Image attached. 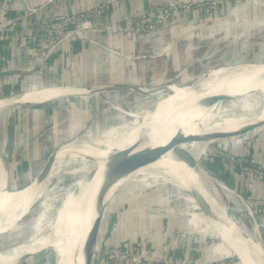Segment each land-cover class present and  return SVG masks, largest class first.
<instances>
[{
    "label": "rangeland",
    "instance_id": "1",
    "mask_svg": "<svg viewBox=\"0 0 264 264\" xmlns=\"http://www.w3.org/2000/svg\"><path fill=\"white\" fill-rule=\"evenodd\" d=\"M93 9L77 11L80 19H90L85 30L78 29V33H74L77 30L73 25L70 26L73 30L64 28L59 36L52 31L44 36L46 50L43 55H46L47 62L45 64V60H42L39 68L45 69L48 73L42 74L41 77L46 84L62 83L72 87L71 93L52 99V102L46 101V105L41 108V111L46 110L45 116L42 112L32 113L34 111L31 107L20 111L17 114L18 121L14 124L15 127H10V129L13 128L14 135L20 137L19 141L13 142V150L7 152L12 181L10 185L12 187L8 189L10 191L21 189L27 184L49 154L59 148V144L72 138V141L65 142L60 147L59 158L51 170L53 173L43 177L46 178L43 190L48 191V194L54 198L53 208L46 215L53 214L61 201L60 198L77 177L82 175L80 180L83 181L91 174L85 175L87 170L85 168L79 170V164L74 162L71 156L66 157L68 161L62 162L58 167V173L54 174L62 156L86 137L87 133L97 136L111 125L132 120L131 111L133 110L145 108V106H148L145 109L151 110L156 105L158 93L165 92L174 84L182 86L188 82L195 83L210 68L257 62L256 59L264 52V0L162 1L150 17L144 19L142 23L129 27L119 22H107L105 18L93 21L95 18ZM201 12L202 17L199 16ZM87 33L91 36L89 38L91 44L78 52H72L68 44L70 37L75 35L88 39ZM57 47L62 53L58 54L59 56L55 54ZM132 86H138V88L134 89ZM251 95L253 97L252 100L249 99V105L242 104V101L238 99L234 102L227 100L229 102L221 104L217 113L245 115L248 111L246 106H250L249 111L257 112L264 106V100H262L264 95L256 92H251ZM231 97L236 98V96ZM263 119L257 118L253 123H261ZM198 122L202 121L195 120L191 126L198 125ZM125 126L133 125L127 122ZM138 126L132 129L119 127L112 132L113 137L110 141L120 140L121 144L125 141L128 145L126 148L119 145L113 156L107 160V166L117 155L125 154L134 147H145L144 143L149 138L168 140L177 128L188 134L181 127L167 132H158ZM260 128L262 129L261 126L252 128L243 135L249 134L248 137H251L253 131L257 134ZM5 129L6 126L0 124V135L5 132ZM243 135L241 134L242 137ZM262 135L264 136V132L259 137L257 135L250 138L249 141H262ZM221 141L223 140L214 139L207 143L206 150L199 155V160L212 171L214 157L220 150L226 151L224 146L219 144ZM186 145L189 146L190 142ZM187 153L190 152L181 151L180 154L189 158ZM227 153L233 154L234 151H227ZM192 155L194 156V153ZM213 172L222 181L224 180V177L216 171ZM104 176L105 174L100 177L99 183L116 182V179L111 178L112 180L109 181ZM208 183L210 184V181ZM83 193L85 190L82 191ZM179 195L189 196L190 193L178 192L171 185L163 184L158 188L155 186L142 188L128 196L124 202H122L123 198L112 200L100 218L97 230L99 250L95 251L92 257L93 264H97L99 256L117 250L136 258L138 252L141 254L152 251L156 239L162 244L176 239L182 243L187 241L188 245L190 244L198 251L206 244L207 251H210L212 256L206 264H242L230 247L222 242L212 223L209 225L208 222L193 216L202 214V209L186 203ZM41 201L42 199L38 201L36 199L34 205L36 202L37 204L34 209L21 216L16 222L19 226L22 225L23 230L19 231V226L16 225L13 233L20 237L19 240H24L23 243L32 235H38L33 225L28 229L25 226L37 214V206ZM78 211L77 207L63 225L60 233L61 242L57 246L56 243L54 245V238L45 240L40 246L41 249L46 248L42 255L51 254L56 259V264H67V261L62 259L67 255L74 257L75 232L78 224V216L75 215ZM184 219H188L191 223L190 229L183 226ZM168 221L179 223L168 228L170 223ZM153 224L158 225V228H153ZM249 228V233L259 239L260 235L255 233L251 226ZM1 237L3 238H0V242L8 240L4 236ZM223 239L225 240L224 237ZM261 239L264 242L263 233ZM163 248H165L164 245ZM165 251L162 249L161 252ZM26 254L9 258L3 264H10L11 260H15L14 263L11 262L12 264H41L37 262L38 260L29 259ZM148 256L152 259H163L161 256ZM123 262L130 264V260H123ZM100 263L102 264L101 259ZM42 264L49 263L43 261Z\"/></svg>",
    "mask_w": 264,
    "mask_h": 264
},
{
    "label": "bare ground",
    "instance_id": "2",
    "mask_svg": "<svg viewBox=\"0 0 264 264\" xmlns=\"http://www.w3.org/2000/svg\"><path fill=\"white\" fill-rule=\"evenodd\" d=\"M260 68L261 65L259 62H246L235 66L227 64L218 66L214 69L210 68V70L208 72L206 71L207 73L195 83L188 82L182 86L174 84L170 89L165 90V92L158 93L159 95L156 105L151 110L145 109L146 107L148 108V106L133 110L131 111L133 117L132 120H125L122 123L111 125L97 136L87 133L86 137L82 138L74 148L68 150L62 156L54 174L58 173V167L60 164H62V162L66 163V161H68L66 157L70 156L74 158V162L79 164V170L85 168L87 169L85 175L86 173L91 174L84 178L83 181L80 180L82 175L77 177L75 181L73 180L74 182L71 183L69 189L60 198L61 205L57 209V212H55L58 216V220L53 226L47 228L44 226L47 217L46 213L53 208L54 198L48 194V191L45 192L43 190V183L46 179L43 177L45 175L48 177L53 173L51 170L59 158L60 147L65 142L72 141V138L59 144V148L55 147L57 155L54 162H52L48 173L38 179L33 187H27V184H25L21 189L6 191V189L0 185V238H3L1 236L8 238L6 242H0V264H3L4 261L9 258H16L29 251H34L35 247L33 246L31 248L27 244L32 239L36 242L34 245L39 247L45 240L54 238V245L56 243L57 246L61 242L60 233L63 225L77 207L79 211L77 230L75 232L76 241L74 257L72 258L71 255H67L62 257V259H65L67 264H85L88 251L95 252L99 250L97 245V230L100 222L99 220L98 223L94 225L96 226V244H93L92 246L89 245V249L86 251L83 246L87 236L90 234L96 217L95 212L90 216L89 214L86 216L84 213L86 201L93 197L98 189L104 188L105 185H109L99 183L100 177L103 176L106 169H108L106 168V162L113 156L119 145L124 146V148L128 145V142L125 141H122V144L119 142L120 140H116V142L110 141L113 137L112 132L119 127L127 129L136 128L138 126L137 124H139L138 127L140 128L142 127L147 130H155L158 132H167L176 127H181L184 128L185 132H188V134L205 135L212 132L228 133L232 136L222 139L223 146L228 148L234 143V141H239V139H234L233 134L248 128L250 124L256 125L253 123L255 119L261 117L264 118V106L262 107L261 105L262 108L257 112L249 111L250 106H246L248 111L245 115H241V113L240 115L218 114L217 110H220L219 108H221L220 106L222 102H215V99L220 94L224 93L229 96H240V99L238 100L242 101V104L244 105H247V103L249 105V99L252 100L253 95H255H251V92L264 95V78H259L258 73ZM29 86L31 88H29L28 93L26 92L27 94L23 97L24 100L29 102H44L50 100L52 102V99H57L61 96L63 97L72 91V87L66 84H46L44 79L31 81ZM13 100H15V97L2 99L0 103ZM262 100H264V98ZM211 118L216 119L211 120ZM209 119L210 121H207ZM195 120H201L204 123V125H202L203 127H201L203 129H200L199 125L191 126ZM126 121L133 126H125L127 123ZM254 133L255 131H253V135ZM213 140L214 139L209 138L201 141H190L189 146H187L186 143L179 144L180 149L186 150L187 152H190V154L194 153V156L191 154V157L194 160L193 165H191L192 167L188 163L177 158V155H179L178 152L169 150L163 154L157 162L135 169L127 175L123 174L122 176L114 178L116 179V182L112 183L113 186L109 190V195L112 193L115 194L116 192L114 191H118L119 196L116 195L117 197H115V199L123 198L122 202H124L128 196H131L142 188L154 186L158 188L163 184L171 185L173 188L177 189L178 192L183 191L190 193V191H192L196 194L194 195L195 197L193 194H190L189 196H179L184 198L186 203H190L195 207L201 208V203H205L206 205V212L202 210L203 214H195L193 216L197 219L200 218L204 221L206 220L209 225L212 223L214 230L217 232L222 242L228 245L234 254L239 256L240 263L264 264V252L261 250L259 239H256L257 241L255 240L253 242L248 236L242 234L241 230L233 224L229 215L225 213V208L221 204L222 201L220 198L222 197V193H225L227 196L226 198L228 199H233L234 193L228 190L223 183L209 175L207 171L199 165L201 163L199 155L206 150L207 143ZM166 141L167 140H159L156 137H152L144 143L146 145L145 147H134L131 151H139L146 147H150L151 149L159 144L165 143ZM125 154L117 155L113 158L111 163L119 160ZM87 165H89V167H87ZM209 181L210 184L208 183ZM30 185H32L31 182ZM79 190H81V192ZM84 190L85 193L82 194V191ZM26 191H28L27 197L23 195ZM36 199L37 201L42 199L41 203L37 206L38 212L35 217H32L29 223L26 224L25 228L27 227L28 229V227L33 225L37 230L38 235H32L30 239L23 243L24 240H19L20 237L13 232L16 225L19 226L16 222L20 220V217L30 213L34 209L37 204L36 202L34 205ZM101 215L102 213H100V218ZM18 229H20L19 231H22V225H20ZM56 236H58V238H56ZM14 261L15 260H11L10 264L14 263ZM91 264H93L92 258Z\"/></svg>",
    "mask_w": 264,
    "mask_h": 264
},
{
    "label": "crops",
    "instance_id": "3",
    "mask_svg": "<svg viewBox=\"0 0 264 264\" xmlns=\"http://www.w3.org/2000/svg\"><path fill=\"white\" fill-rule=\"evenodd\" d=\"M162 1L170 2L171 0H0V5L4 4L0 7V101L15 97L13 101L0 103V124L6 126L5 132L0 135V185L4 189L12 187L10 186L12 181L7 152L13 150V142L19 141L20 138L14 135L13 128L10 129L18 121L16 120L18 119L17 114L30 107L33 108L34 112L32 113L42 112L43 116L47 114L46 110L41 111V108L46 105V101L29 102L23 98L28 93L29 88H31L29 83L37 81L35 77L42 80L41 75L48 73L45 69L39 68L42 65V60H45V64L47 62V57L43 54L46 50L44 36L48 30L42 29L37 23H46L54 14L72 13L80 9L88 10L94 8L93 16L95 18H93V21L96 22L101 20V18H105L107 22H119L123 26L129 27L142 23L144 19L150 17L154 10L156 11V6ZM199 16L202 17V12ZM87 34L88 39L75 35L70 37L68 44L72 52H78L88 46V44H91V41H89L91 36L89 33ZM102 38L101 40H103ZM55 54L57 56L62 54L58 47L55 50ZM57 56L55 55V57ZM50 59H53V55ZM12 70H19L20 72H12ZM4 72L6 74L1 75ZM6 94L8 95L3 97ZM261 127L262 129L260 128L257 134L256 132L254 136H252L253 133L251 134L252 138L264 132V126L262 125ZM248 136L250 135L244 134L243 137H235L234 139H239V141H234L230 147L237 146L234 148V151H237L236 153L253 154L259 161H264V139L262 142L247 141L250 139ZM219 144L223 145L222 141ZM212 165L214 167L213 171L224 177L225 183L235 192L233 199L222 196V203H220L227 214L242 229L250 232L249 226L252 229L254 228L252 216L255 215L259 219L258 213L264 204V183L255 181L251 184L247 183L244 179L245 177L243 178L236 171L237 168L234 166L232 168L228 158L222 155L215 156ZM230 167L234 170V173ZM168 222H170L168 228H172L179 223ZM184 225L187 229H190L191 223L188 219H184ZM153 228L157 229L158 225L153 224ZM204 230L207 231V229ZM163 245L165 248H163ZM161 248L166 251L161 252ZM143 254L154 257L161 256L162 260L167 264H206L212 258L210 251H207L206 244L198 251L192 248L190 244L188 245L187 241L182 243L178 239L165 244L159 243L156 239L153 250ZM207 254L208 256H206ZM219 255L221 256V254ZM98 258L97 264H99L100 259L102 264H124L107 254H103Z\"/></svg>",
    "mask_w": 264,
    "mask_h": 264
},
{
    "label": "water",
    "instance_id": "4",
    "mask_svg": "<svg viewBox=\"0 0 264 264\" xmlns=\"http://www.w3.org/2000/svg\"><path fill=\"white\" fill-rule=\"evenodd\" d=\"M74 33H78V30L77 31H74ZM256 61L259 62L260 65H261V68L258 71L259 78L263 79L264 78V52L261 53V55H259V57H258V59H256ZM20 71H21V69H20ZM20 71L19 70H12V72H20ZM2 74H6V73L4 72V73H1V75ZM132 88L137 89L138 86H132ZM237 99H240V97H236L235 98V97H231V96L223 93V94H220L215 99L216 100L215 102L221 101L222 102V105H224V103H228L227 100H232V102H234V100H237ZM213 119H216V118H211V120H213ZM207 121H210V119L207 120ZM198 125H199V128L200 129H203V128H201V127H203L202 125H204L203 122L202 123L201 122H198ZM262 125H264V121L261 122V123H258V124L256 123V125H249L248 128L243 129V130L239 131L238 133L233 134V136H234V138L237 135H240L241 136V134L243 135V133L249 131L250 129H252L254 127H259V126H262ZM229 136H232V135H230L228 133H219V132H212V133L205 134V135H197V134H191V133L185 134L183 132V130L177 128V129H175L174 133L171 135V137L168 138V140L165 143L159 144V145H157V146H155L154 148H151V149H150V147H146V148L141 149L139 151H133L132 152L130 150L123 157H121L119 160H117V161L109 164L108 167H107L108 169H106V171H105L104 178L105 179L107 178V180L111 181L112 180L111 178H116L118 176H122L123 174H126L127 175V174L133 172L135 169H138L140 167L153 164V163L157 162L160 159V157L163 154H165L166 152H168L169 150H172L174 152L175 151L178 152L179 155H177V158L180 159V160H183L184 162L188 163L191 166L194 163L193 162L194 160L191 157L192 155L190 153H187V155H188L189 158H187L186 156L184 157L183 155H181L180 154L181 151L182 152H187V151L180 149L179 144L187 143V142H190V141H201V140H205V139H209V138H212V139H223L224 138L225 139V138H227ZM263 139H264V136L261 138V140H263ZM249 140L250 139H248L247 141H249ZM246 142H244V143H246ZM235 147H237V146H235ZM235 147H228V148L227 147H224V148H225L226 151H234L233 149ZM236 152L237 151H234V153H236ZM56 155L57 154H56V149H55L54 151H52L49 154V156L47 157V159L45 160V162L41 165V167L38 168V170L35 173V175L33 176V178L29 181V183H27V187H29V186H32L33 187V185L36 184V182H37L38 179H40L44 174L48 173V171H49V169H50V167L52 165V162H54V160L56 158ZM76 158H79V157H76ZM190 159H192V160H190ZM229 163L232 165V168H233L232 162L229 161ZM199 165L204 170H206L209 175H211L212 177H214L215 179H217L218 181H220L221 183H223V185L226 186L228 188V190H230L233 193H235L225 183L224 180L222 181L219 177L216 176V174L212 171L211 168H208L202 162ZM232 168H231V170L234 173V170ZM240 175L243 178L245 177L242 174H240ZM244 179L247 181V183H250V184L253 183L252 180H250V179H248L246 177ZM30 182L32 183V185H30ZM112 186H113V184L112 185L109 184V185H105L104 188L98 189L97 192H95V195L93 197H91L89 200L86 201V204H85V207H84V213L86 214V216H88V214L90 216L94 212L96 213L95 221L93 222V225H92L90 234H89V236H87V238L85 240V243H84V246H83L86 251H87V249H89V245L92 246L93 244H96V226H94V225H96L98 223V221L100 220V213H103V211L107 208V206L110 204V202H112V199H115V197L119 196L118 195V191H114V192H116L115 194L112 193L111 195H109V190H110V188ZM6 191H10V190L6 189ZM190 194L191 195L193 194V196L196 195L192 191H190ZM23 195L25 197H27L28 196V191H26V193H24ZM222 196L224 198H226L225 195H222ZM60 205H61V201L59 202L58 206L53 211V214L52 215H47V217L45 219L46 221H45V224H44V226L46 228L47 227H50V226H53L56 223V221L58 220V216L56 215L55 212H57V209L60 207ZM201 209L204 212H206V205H205V203H201ZM225 213H227V212L225 211ZM75 216L77 217L78 214H76ZM229 217H230L231 221L233 222V224H235L236 227L239 230H241V233L242 234H245L246 236H248V238L251 241L254 242L256 239H258V238H255L254 234H251L248 231L242 229L237 224V222L234 221V219L231 216H229ZM252 220H253V223H254V228H253L254 230L253 231L255 233H258L260 235L259 236V241H260V244H261V250L264 252V242H262V239H261V234L264 231V225L261 223V221L258 218H256L255 215L252 216ZM27 244L31 248L33 246L35 247V250L34 251L27 252L26 256L29 259H31L33 261L38 260L37 262H39L41 264L43 263V261H46L49 264H56V259H54L51 256V254H48V256L47 255H42V254H44L43 252H44V250L46 248L41 249L40 246L39 247H36L34 245V244H36V242L34 241V239H32L31 241H29ZM31 244H32V246H31ZM93 253L95 254L94 251L93 252L92 251H88L85 264H91V258L94 256ZM238 258H239V256H238Z\"/></svg>",
    "mask_w": 264,
    "mask_h": 264
},
{
    "label": "built area",
    "instance_id": "5",
    "mask_svg": "<svg viewBox=\"0 0 264 264\" xmlns=\"http://www.w3.org/2000/svg\"><path fill=\"white\" fill-rule=\"evenodd\" d=\"M3 5H0L2 7ZM78 12H73L69 14H54L49 21L46 23H37L42 29H47L48 32L52 31L53 33L60 35L62 30L70 28L74 25L75 30H85L89 24L90 19H80L78 17ZM71 29V28H70ZM73 30V29H71ZM71 32V31H67ZM65 34V33H64ZM57 36V37H58ZM56 38V35H54ZM232 162L233 166L237 168V172L245 176L246 178L255 181L264 183V161H259L253 154L245 153H233L229 154L227 151L220 150L219 154ZM216 155V156H217ZM235 168V169H236ZM259 220L264 225V204L261 207L259 212ZM108 256L120 260L122 263L123 260L129 261L130 264H167L165 261L158 258H150L147 255H142L139 252L136 255V258L130 257L128 253L117 251H110ZM207 263V262H206ZM205 264V263H202Z\"/></svg>",
    "mask_w": 264,
    "mask_h": 264
}]
</instances>
